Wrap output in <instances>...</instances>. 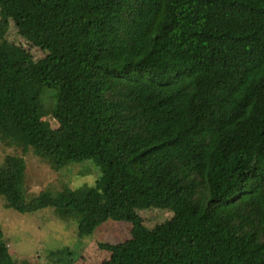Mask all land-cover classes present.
<instances>
[{
    "label": "trees",
    "instance_id": "trees-1",
    "mask_svg": "<svg viewBox=\"0 0 264 264\" xmlns=\"http://www.w3.org/2000/svg\"><path fill=\"white\" fill-rule=\"evenodd\" d=\"M0 18L61 80L55 126L18 113L45 84L0 29V132L16 150L0 164L4 208L55 209L78 238L130 223L99 264H264V0H0ZM30 148L54 172L91 161L99 176L26 202ZM146 210L171 217L149 229Z\"/></svg>",
    "mask_w": 264,
    "mask_h": 264
},
{
    "label": "rangeland",
    "instance_id": "rangeland-1",
    "mask_svg": "<svg viewBox=\"0 0 264 264\" xmlns=\"http://www.w3.org/2000/svg\"><path fill=\"white\" fill-rule=\"evenodd\" d=\"M2 37L9 43L26 50L39 64L45 92L36 101H26L18 105L20 114L38 116L56 125L53 113H47L54 103L61 87L58 68L46 52L32 46L19 36L11 20L0 18ZM41 102L46 107L39 112ZM6 137L0 132V164L3 156L15 153L8 146ZM26 164L23 192L25 201L38 196L40 191L51 189L56 192L63 186L73 189L93 186L99 176L97 167L91 161L69 164L58 172L50 170L47 161L30 148L23 156ZM56 190V191H55ZM144 225L151 229L171 217L168 211H140ZM0 227L3 232L4 250L9 264H99L109 259L107 250L100 245H116L131 239L132 225L123 221H106L98 226L91 236L78 238L75 219L60 220L55 209L45 208L31 214H20L4 208L0 199ZM57 251L58 252L57 254Z\"/></svg>",
    "mask_w": 264,
    "mask_h": 264
}]
</instances>
